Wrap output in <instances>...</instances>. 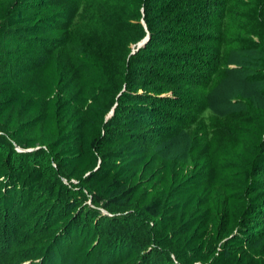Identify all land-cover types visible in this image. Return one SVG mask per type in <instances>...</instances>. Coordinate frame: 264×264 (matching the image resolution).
Returning <instances> with one entry per match:
<instances>
[{
  "label": "trees",
  "instance_id": "16d2710c",
  "mask_svg": "<svg viewBox=\"0 0 264 264\" xmlns=\"http://www.w3.org/2000/svg\"><path fill=\"white\" fill-rule=\"evenodd\" d=\"M236 52L264 95V0H0V264H264Z\"/></svg>",
  "mask_w": 264,
  "mask_h": 264
},
{
  "label": "rangeland",
  "instance_id": "374dc122",
  "mask_svg": "<svg viewBox=\"0 0 264 264\" xmlns=\"http://www.w3.org/2000/svg\"><path fill=\"white\" fill-rule=\"evenodd\" d=\"M247 54L244 52L232 54L233 58L238 60L239 63H229V67L236 70L235 74L230 75L231 72H228L217 87L216 96L212 95L210 97L209 101L214 109L228 113L240 108L239 95L250 97L257 105L264 104V95L259 92L261 84L253 80L252 75H249V72L247 73L245 69L252 61V58H249L250 54ZM181 138L164 143L160 147L162 155L175 156L179 159L185 158L186 151L183 147V141L180 140Z\"/></svg>",
  "mask_w": 264,
  "mask_h": 264
},
{
  "label": "water",
  "instance_id": "95a60500",
  "mask_svg": "<svg viewBox=\"0 0 264 264\" xmlns=\"http://www.w3.org/2000/svg\"><path fill=\"white\" fill-rule=\"evenodd\" d=\"M142 23L144 24V21H143V20H142ZM145 40H146V37L143 38L141 41H139V42L137 43V47H136V48L140 47V46L145 42ZM134 49H135V47H133V51H134Z\"/></svg>",
  "mask_w": 264,
  "mask_h": 264
}]
</instances>
